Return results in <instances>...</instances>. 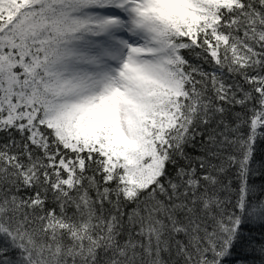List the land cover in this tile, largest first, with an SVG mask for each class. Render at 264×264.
I'll return each instance as SVG.
<instances>
[{"label":"snow or ice","instance_id":"obj_1","mask_svg":"<svg viewBox=\"0 0 264 264\" xmlns=\"http://www.w3.org/2000/svg\"><path fill=\"white\" fill-rule=\"evenodd\" d=\"M264 0H0V264H264Z\"/></svg>","mask_w":264,"mask_h":264},{"label":"trees","instance_id":"obj_2","mask_svg":"<svg viewBox=\"0 0 264 264\" xmlns=\"http://www.w3.org/2000/svg\"><path fill=\"white\" fill-rule=\"evenodd\" d=\"M258 159L261 158V157H264V146L261 147V149L258 151Z\"/></svg>","mask_w":264,"mask_h":264}]
</instances>
